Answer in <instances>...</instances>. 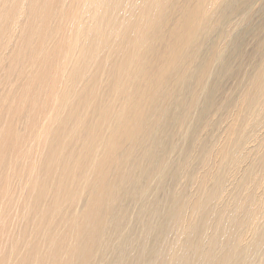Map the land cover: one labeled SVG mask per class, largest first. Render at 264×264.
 I'll return each mask as SVG.
<instances>
[{
  "label": "bare ground",
  "instance_id": "1",
  "mask_svg": "<svg viewBox=\"0 0 264 264\" xmlns=\"http://www.w3.org/2000/svg\"><path fill=\"white\" fill-rule=\"evenodd\" d=\"M0 264H264V0H0Z\"/></svg>",
  "mask_w": 264,
  "mask_h": 264
}]
</instances>
